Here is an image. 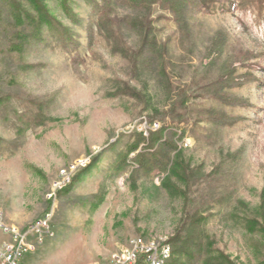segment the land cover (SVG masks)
I'll use <instances>...</instances> for the list:
<instances>
[{"label":"rangeland","instance_id":"374dc122","mask_svg":"<svg viewBox=\"0 0 264 264\" xmlns=\"http://www.w3.org/2000/svg\"><path fill=\"white\" fill-rule=\"evenodd\" d=\"M30 1L77 47L46 25L33 37L35 27L15 21L12 4L35 15ZM102 2L0 0V240L8 238L2 227L48 215L49 237L21 264H111L129 239L173 238L184 213L197 212L216 251L234 264L264 263V236L242 220L259 206L264 185V0L209 1L187 17V37L166 7L153 5L146 20L165 47L171 92L137 56V31L119 24L137 12L120 6L108 16L124 55L96 28ZM221 85L233 105L211 95ZM220 112L230 125L210 120ZM156 123L184 131L186 198L165 192V173L131 162L144 146L136 132L146 137ZM204 257L175 261L173 253L166 264H204Z\"/></svg>","mask_w":264,"mask_h":264},{"label":"trees","instance_id":"16d2710c","mask_svg":"<svg viewBox=\"0 0 264 264\" xmlns=\"http://www.w3.org/2000/svg\"><path fill=\"white\" fill-rule=\"evenodd\" d=\"M209 1L216 0H103L97 15L96 28L106 39L114 43L115 51L128 55V51L121 45V40L115 34V30L112 27V20L108 16L114 11L115 7L120 6L136 11L137 17H125L119 21V24L124 28L137 31L140 38L137 56H140L147 62L149 70L157 78L159 84L163 85L165 90L170 91L172 83L168 78L164 64L166 50L165 47L156 40L155 28L148 19L146 20V17L151 13L153 5L159 4L161 7H166L171 12L182 34L187 37L189 35L187 17L197 10L204 8ZM220 2L224 3L225 1ZM30 4L35 11V15H31L27 10H23L15 3L12 4L15 21H22L21 24H24L26 21L28 25L35 27L34 32H31L33 37L38 34V28L42 25H46V28L58 31L66 47L68 45L73 48L77 47L76 42L70 37L65 26L55 22L53 18L48 15L45 8L37 1H30ZM64 10L68 15L67 6H65ZM220 80L223 83L222 85L233 84V81L229 79H226L224 82L222 78ZM222 85L218 90L211 89V95L217 98L221 103L233 105L234 102L232 101L234 99L223 97L219 94L223 87ZM130 91L139 99L142 98L135 90L130 89ZM236 104H240V102H236ZM210 120L219 125H230L232 123L229 117L222 112H220V114H214ZM153 121L154 118L149 119L150 124ZM136 134L137 141L144 142V146L141 151L131 158V162L137 165L138 168L147 172L157 170L160 173H165L166 176L162 180V188L165 192L170 197L186 198L187 191L182 188L181 185H186L189 182L191 172L183 156L182 148L178 146V142L183 138L184 131L176 127L161 125L157 129L148 131L146 137L142 132H136ZM135 148L136 144H133L127 150H133ZM148 148H151V150H147ZM171 153L173 154L171 155ZM124 164V157L117 162L118 166H124ZM242 220L244 221V227L249 233H258L264 236V185L259 206L254 210L252 216L244 214ZM200 223L201 217L199 218L197 212H193L192 214L184 213L181 228L176 232L173 238L168 239L171 247L175 242L179 243V246L171 252V254H175L173 260L176 261V256L180 258L181 255H183L188 259L193 258L195 253L204 252V264H234L227 255L221 251H216L214 247H212L204 229L200 227ZM182 226H188L184 235L180 233ZM136 264L145 263L139 260ZM175 264L177 263L175 262Z\"/></svg>","mask_w":264,"mask_h":264},{"label":"built area","instance_id":"2783aa9c","mask_svg":"<svg viewBox=\"0 0 264 264\" xmlns=\"http://www.w3.org/2000/svg\"><path fill=\"white\" fill-rule=\"evenodd\" d=\"M157 128V123L153 125ZM154 130V129H153ZM88 159L81 161L85 165ZM63 184L69 182L68 171L63 174ZM51 230L48 215L38 218L25 227L4 226L2 231L8 235L0 240V264H21L23 257L38 247V240L49 237ZM171 246L166 237H150L149 242H141L140 236L129 239L113 256L111 264H165L170 259Z\"/></svg>","mask_w":264,"mask_h":264},{"label":"bare ground","instance_id":"6f19581e","mask_svg":"<svg viewBox=\"0 0 264 264\" xmlns=\"http://www.w3.org/2000/svg\"><path fill=\"white\" fill-rule=\"evenodd\" d=\"M69 181H70V177H69ZM49 235H50V232H49ZM140 241H141V242H144L141 238H140ZM170 257H171V254H170ZM167 261H168V260H167ZM167 261H166V262H167ZM166 262H165V263H166Z\"/></svg>","mask_w":264,"mask_h":264}]
</instances>
